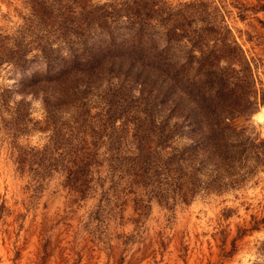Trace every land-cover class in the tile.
<instances>
[{
    "label": "rangeland",
    "instance_id": "obj_1",
    "mask_svg": "<svg viewBox=\"0 0 264 264\" xmlns=\"http://www.w3.org/2000/svg\"><path fill=\"white\" fill-rule=\"evenodd\" d=\"M263 2L0 0V264H264ZM201 27L206 47L233 61L241 49L252 66L225 127L246 139L240 162L193 140L192 98L180 90L175 105L160 75L104 64L58 80L15 56L16 43L33 44L31 57L39 41L54 55L109 44L126 61L156 57L155 46L177 58L190 46L182 34ZM203 120L197 129L220 137Z\"/></svg>",
    "mask_w": 264,
    "mask_h": 264
},
{
    "label": "trees",
    "instance_id": "obj_2",
    "mask_svg": "<svg viewBox=\"0 0 264 264\" xmlns=\"http://www.w3.org/2000/svg\"><path fill=\"white\" fill-rule=\"evenodd\" d=\"M112 5L114 4L109 2L103 3L98 7H102L106 10L107 7H111ZM214 7L218 9V6ZM257 8L264 9V2L258 5ZM202 29H206V27L192 30V32L188 34H182L187 39L186 44L189 45L190 43V46L188 49L180 46L182 54L177 58H172L171 55L168 57L166 56L167 52L170 50V46H164L162 48H156L155 46L152 50H155L156 57L150 60L131 58L126 61V59H119L120 55L119 57H115L117 58L115 60L113 56L115 54V47H111L109 44L105 46L99 45L92 50H90L91 48H85V52L74 53V51H70V53L65 55L59 53L54 55L53 48H51L49 43L48 46L51 50L47 49L43 44L40 45L39 41L37 42L39 46L36 47L38 52L31 55V57H28V54L33 44L29 46L27 43H16L14 45L16 49L15 56L17 59H22L23 61H32L36 59L42 66L46 67L45 72L47 73L50 72V70L56 69L54 70L55 73L52 75L58 80H64L65 77L69 76H87L91 75V72H101L104 64H108V70L115 68L119 73H126L131 70L132 65H138V68L133 71L136 75L145 72L160 75L162 79L167 82L164 86L165 90H172L174 88L178 90V95L174 98L175 105L182 100V92L179 94L180 90L186 92L187 95L192 98L194 102L193 106L186 105L185 107L184 122H187L192 130L195 131L193 140L197 141L212 138V140H215L214 145L217 148L215 152L218 154V156H216L217 159L225 160L227 163H233L238 160L240 162L241 158L239 153L245 150L246 139L243 140V138H239L238 136L234 137L232 133L231 135L226 134L227 132L225 133V129L229 127L228 121L241 110L238 107L239 102L247 92L245 87H242L243 85L241 83H252L254 81V73L250 60L241 49L238 58L233 61L234 58L225 56L221 46L215 47L216 44H214L206 47L207 45L203 43L204 38L202 37ZM168 32L169 30L165 33L166 37ZM233 41L236 42L235 39H233ZM194 49L200 51L199 56L190 54ZM143 50V48H132L129 54H131L130 52L140 53L143 52ZM117 51L126 52V50L122 48L117 49ZM219 51H222V53ZM222 56L227 60V64L225 65H219ZM234 63L239 64L240 67L234 68V66H232ZM241 72L242 74L239 75L238 73ZM237 88H240V92H237ZM203 119L210 122V129L213 127V130L218 129L220 137L217 138L216 135L209 137L197 129L202 124V121H204ZM221 123H225L226 126L220 128L219 126ZM241 131L242 130L235 131V135H240L239 133H241ZM256 145V158L264 166V139ZM227 146L230 147L229 150L231 153H227ZM244 158L246 161L248 156Z\"/></svg>",
    "mask_w": 264,
    "mask_h": 264
}]
</instances>
